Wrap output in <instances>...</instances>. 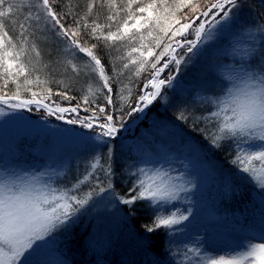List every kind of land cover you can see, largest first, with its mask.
<instances>
[{
  "label": "snow or ice",
  "instance_id": "6c2138e0",
  "mask_svg": "<svg viewBox=\"0 0 264 264\" xmlns=\"http://www.w3.org/2000/svg\"><path fill=\"white\" fill-rule=\"evenodd\" d=\"M53 2L54 0H27L23 5L25 22L19 23L21 31L17 39H14L6 24L17 22L15 16L19 11L18 6L13 0H0V105H6L12 113L19 109L31 112L35 105L57 120L90 130L91 134H82L81 139L93 146L94 154L75 183L63 189L53 186L48 173L18 171L14 167H8L7 161L0 165V264H34L33 257L49 248L55 241L54 233L74 220L93 196L105 192L115 196V142L125 130L126 121L137 113H144L157 99H165L162 91L165 86H172L175 74L179 73L180 65L184 63V57L188 53L197 56L201 54L205 44L218 41L222 36L232 35L237 28L238 14L243 6V0H214L204 10L198 11L199 5L193 0H127L123 9L126 12L125 18L115 31L105 33L103 28L110 29L111 24L101 25L95 19L91 22L89 20L93 9L98 3L103 7L104 0H89L84 15L76 13L72 16L75 27L66 26L64 20L68 13L61 15L53 7ZM108 4L109 7H117L115 0H108ZM185 8L195 15L184 13L177 16ZM182 19L184 23H181ZM107 20L114 21L115 16L108 15ZM196 20H200V23L193 29ZM254 27L255 31H238L236 38L230 41V47L225 50L229 62L217 68L222 94L200 100V103L207 104L208 114L196 115L187 109L178 108L176 119L185 123L191 120L194 127L198 123L212 125L211 130L205 128V139L215 148L223 147L225 142L233 143L237 151L232 163L258 187L264 189V24ZM189 29H193L194 39H187ZM49 34L57 41L59 59L56 62L64 65L66 76V80L57 81L64 85L65 90L56 92L55 95L73 99L67 92L71 89L72 80L81 74L94 73L98 74L103 84L96 87L95 91L89 88L81 102L87 105L90 96L107 89L105 99L109 105L112 104L113 89L109 84V76L105 74L98 56L84 46L82 37L84 40L95 39L97 44L92 45L93 48L101 40L105 42V47L109 46L107 42H124L128 48L126 55L117 57L124 62L119 69L115 65L112 69V79L117 82L118 77L130 65H136L135 74L139 75L149 66L151 59L156 57L150 63V67L155 69L153 78L145 85L146 89L150 85L153 90H145L138 96L135 105L129 103L127 110L120 108L121 114L118 117L99 105L95 109L84 108L85 112L91 111L92 114L81 117L78 112L81 102L71 108L62 107L55 101L43 103L45 99L50 100L53 93L48 87L51 82L49 76L46 74L42 78L39 74L37 64L40 62L41 52L37 42H47ZM180 36L185 39L175 41ZM146 39H153L155 48L144 43ZM172 41H175V46ZM161 44H164L163 51L157 54L155 49H159ZM177 48H184L185 52L177 56ZM30 52L35 54L36 63L25 60ZM82 53L87 56H81ZM169 53V62H174L175 65V74L159 79L161 71L168 64L165 63L163 68H157V64ZM81 61L84 63L81 64ZM47 67V64L43 65V68ZM9 82L14 85L11 94L6 91ZM41 85L44 95L29 87ZM22 92L30 95L22 98ZM97 112L101 115H97ZM66 113H75L76 118H67ZM6 114L9 113L0 108V115ZM243 145L255 150L245 149ZM133 167L134 170H131ZM144 172V168L130 166L127 175L135 179L126 195L116 198L124 205L146 202L144 206L152 209L155 216L151 225L146 226L149 233L162 228L171 230L174 225L188 221L192 216L191 208L187 209L186 215H178L176 211L169 215H160L159 212L165 205L179 200L181 193L192 191L195 184L186 180L183 173L172 176L168 171L159 170L156 178L146 182L140 178ZM85 184L89 191L83 196L77 195ZM173 256L183 257L177 264H264V242H250L240 251L213 257L207 256L197 242L186 247L183 253L174 252ZM53 264L66 262L55 260Z\"/></svg>",
  "mask_w": 264,
  "mask_h": 264
},
{
  "label": "trees",
  "instance_id": "16d2710c",
  "mask_svg": "<svg viewBox=\"0 0 264 264\" xmlns=\"http://www.w3.org/2000/svg\"><path fill=\"white\" fill-rule=\"evenodd\" d=\"M249 1V0H246ZM127 0H115V5L117 7H109L108 0H104L103 7L98 6L93 9L89 20L95 19L97 23L101 25L111 24V28H103V31L107 33L108 31H115L122 21L125 18L126 12L123 10L126 6ZM194 3L199 5L198 11L205 9L206 5L214 2V0H193ZM251 2V1H250ZM89 0H54L53 7L61 14L64 15L68 13L65 17L64 23L66 26L75 27L72 21V16L76 13L79 15H84L87 11V4ZM248 3V2H247ZM247 3L244 4L246 5ZM254 11V21L258 24H264V10L260 7H257L255 4ZM136 5L133 6L135 8ZM184 13H188L189 16H194L195 14L191 13L188 8L183 10V13H177V16H182ZM115 16L114 21H108L107 16ZM139 15V14H138ZM78 18V17H77ZM185 21L182 19L181 23ZM20 23V22H19ZM19 23H10L6 24L10 35L14 39H17L20 32ZM200 23V20H196L193 24V29ZM91 26V24H90ZM176 27H179L177 25ZM193 29H189L187 34V39H194L195 34ZM146 31V30H145ZM99 32V30H98ZM171 35V34H169ZM184 36L176 37L175 41L184 40ZM175 41H172L175 46ZM168 40L165 38V43ZM82 43L88 49L94 52L101 60L102 65L105 69V74L109 76V84L113 89L112 92V104L109 105L105 99V94L107 89H104L102 92H99L97 96L93 99H89V104H83L81 96L83 95L80 87L77 86L74 82H71L72 86L70 90H67L68 96L73 97V99H63L61 96L55 95L56 92L64 91V85L62 83L58 84L56 81H51L48 85L52 89L51 99H45L48 103L55 101L62 107H75L78 102H81L79 110L82 113L91 115V111L85 112L84 108L88 107L95 109L97 105L104 107L106 111L112 112L114 116H119L121 113L120 108L125 110L128 109L129 103L135 105L137 102L138 96L142 95L145 90V85L148 84L149 79L153 77L155 69L150 67V63L154 62L156 57H153L149 62V66H146L139 75L135 74L136 65H130L128 70L123 71V75L118 77V82L112 79L113 77V66L117 69L121 67V64L124 62L117 57H122L126 55L128 48L125 46L124 42H107L109 45L105 47V42L101 40L97 47L93 48L92 45L97 44L95 39L84 40L82 37ZM139 43V42H138ZM144 43L148 44L155 48L153 39H146ZM164 44H161L159 49H155L157 54L163 51ZM185 51V49L180 48V56ZM170 54V53H169ZM169 54L163 56L157 68H162L164 63L169 60ZM135 55V54H134ZM81 56L86 57V53H82ZM25 60H31L28 56L25 57ZM185 61V59H184ZM84 61H81L83 64ZM183 64V63H182ZM181 67V65H180ZM169 71L165 72V77L168 76ZM40 74V73H39ZM88 74V79L90 75ZM44 78L45 74H40ZM52 79V76L47 74ZM98 76V74H97ZM99 77V76H98ZM54 79V78H53ZM60 80L59 78H57ZM23 80V77H21ZM2 83V81H0ZM103 81H99L95 84L94 87L102 85ZM131 87V92L126 99V102L121 103L120 96L123 85ZM176 80L172 81L173 86H177ZM33 90L39 92L41 95H44L43 86H29ZM9 94L14 91V85L9 82L8 88L6 89ZM170 89H165L162 95L169 93ZM22 98H27L30 93L22 92ZM163 106V100L157 99L152 105L148 107L147 113L144 118L135 126L130 127L133 121L138 120L136 117H139L140 113H137L136 116L126 121L125 130L127 132L121 139L129 140L128 145L117 146L116 143V152L114 157V167L116 168V175L114 177L113 183L115 188V196L111 193L105 192L99 196H93L92 200L89 201V204L86 205L77 217V222L73 224L72 228L66 229L64 232L63 228L54 233L55 241L53 242L56 245V251L52 253V260H62L66 264H134L141 263L143 264H177L179 260L182 259V256H173V253H183L185 250L186 243L184 242V233L182 232L183 227L181 224L174 225L173 229H159L156 232L149 233L146 231V226L151 225L153 219L155 218L154 212L152 209L145 207L146 202H137L136 205H124L116 197L125 196L127 190L131 186V182L134 177H129L127 175L130 170V166L139 167L137 158L134 156L133 149H130L131 144H134L135 150L138 151L140 144L145 143L149 139V134H152L149 127L151 126L150 119L153 116H158L161 113V108ZM97 115H101L97 112ZM46 119L55 121L51 116H44ZM178 137L186 139L191 143H195L198 150L204 153L207 157L209 156L215 163L216 166L220 169V180L221 184H216L213 187V190L210 191L207 197V201L217 209L216 214L212 215L213 218H221L226 222L225 231L229 232L231 236H239L243 239H252L251 236L254 234V229L260 227V222L264 221V189H261L257 184L250 180L245 173H242L233 163L232 160L235 156L237 150L231 149L232 146L225 142L224 146L221 148L213 147L207 139L204 137V130L208 128L209 130L212 127H208L203 123H198L195 127L191 120L185 123L179 121L178 123ZM141 128L146 129L145 138L140 139L138 135L142 136L140 131ZM143 133V132H142ZM137 136V137H136ZM148 136V137H147ZM120 138V137H119ZM118 138V139H119ZM138 138V139H137ZM141 140L143 142L139 143ZM26 143H22L20 148H23ZM94 154V152H90ZM91 154V156H92ZM88 159V158H87ZM135 163V165H130ZM258 163V162H256ZM134 170V167L131 168ZM85 171L84 167L79 168L76 173L67 176L62 180L63 187H71L75 183L76 179ZM54 187H59L58 184H53ZM86 186V187H85ZM89 191L87 184L83 185L82 188L76 193L77 195L83 196ZM107 194V199L105 202L100 204V201L104 199V195ZM203 199V198H199ZM190 201V202H189ZM189 201L182 204L180 201H176L164 206V209L159 212L160 215H169L171 212L176 211L177 214L181 212L187 213L188 204L195 202L198 205V199H190ZM212 201V202H210ZM106 204L108 208L112 209V212H104L106 209ZM192 206V204H191ZM194 206V205H193ZM234 212L239 213L238 217H234ZM201 218V219H200ZM205 218H207L205 216ZM193 227H190L191 230L200 226V222H204L203 217L193 218L192 220ZM116 223L117 227H113L112 224ZM94 224H103L106 232L115 231L116 239L110 238L112 241H107L102 235L93 233L92 227ZM107 225H110L112 228H106ZM98 226V225H96ZM63 230V231H62ZM108 233V232H107ZM131 239H130V238ZM129 240V241H127ZM120 241L126 244H129L131 249L134 251L135 247L137 256H133L131 262L128 260V256L125 255L124 250H119ZM131 244L133 246H131ZM108 255L110 258H105V255ZM103 259L101 262L100 260ZM141 262H138V261ZM53 261V262H54Z\"/></svg>",
  "mask_w": 264,
  "mask_h": 264
},
{
  "label": "rangeland",
  "instance_id": "374dc122",
  "mask_svg": "<svg viewBox=\"0 0 264 264\" xmlns=\"http://www.w3.org/2000/svg\"><path fill=\"white\" fill-rule=\"evenodd\" d=\"M244 1L248 3L245 5ZM13 2L19 9L15 20L17 23H24L23 5L26 4L27 0H13ZM254 4L264 10V0H243V6L238 14L237 28L233 30V34L222 36L218 41L205 44L203 51L197 56H192L191 53H188L184 57L185 61L181 64L178 74H175L174 62H169L168 60L166 62L168 67L163 68L162 66L163 70L159 79L166 78L165 72L169 71L168 76L176 75L175 80L179 83L178 88L173 85L164 87L163 91L165 89H170V91L163 95L165 99H162L161 113L150 119L151 126L149 129L152 134H149L148 141L140 144L138 151L135 150L134 144L130 146L138 160L139 167L145 169L140 178L146 182L156 178L159 170L161 172L168 171L172 176L183 173L186 180L195 184V188L192 191L186 194L181 193V198L176 201L184 204L190 199H198V205H196V201L188 204V208L192 210V216L189 217L188 221L181 223L182 232L185 235L184 242L187 247L199 242L204 253L209 257L240 251L246 248L250 242H264V221L260 222L259 228L253 230L252 239L248 240L239 236H231L229 232L225 231L226 222H223L225 220L219 217H212V215L216 214L217 209L214 208V203L212 205L207 201V197L216 184H221L220 169L209 156L207 157L198 150L195 143L193 144L186 139L181 140L178 137L179 120L176 119L177 109H187L196 115L208 114L207 104L200 103V100L201 98L207 99L222 94V83L217 73V68L229 62V58L225 55V50L230 47V41L236 38V33L238 31H255L254 25H259L258 22L254 21ZM37 44L41 52L40 62L37 64L39 73L43 75L49 74L52 76L51 81L66 80L64 65L56 62L59 59L56 39L49 34L47 42L41 40ZM179 49H176V55L179 54ZM182 52L184 53L185 51ZM28 58L33 63H36L34 53L30 52ZM44 64H47L48 67L43 68ZM88 77V75L81 74L72 80L80 87L79 89L83 94L81 98L88 94L89 88L95 91L96 87L94 86L99 81L97 74L90 75V79ZM152 90L149 85L147 91ZM130 92L131 87L129 84L128 86L123 85L120 96L121 103L124 104L126 102ZM98 93L96 92L94 96H90V99L95 98ZM43 103L48 102L44 100ZM0 108H4L5 113H9L0 115V165L7 161L8 167H14L18 171L48 173L51 176L50 182L53 184L59 183V187L61 186L60 188L63 189L62 180L72 175V173H76L81 167L85 169L91 160L92 153L90 152H94L93 146L81 139L82 134L84 136L90 135V130L82 129L79 125H69L64 120H57L55 116H51L53 119L55 118L54 122L46 119L44 116H48L47 112L43 108H37L35 105L32 106L33 110L31 112L26 109H19L12 113V110L6 105H0ZM78 112L81 117L88 115L82 113L79 109ZM146 113H140L139 119L132 124L139 123ZM65 116L71 119L76 118L75 113H66ZM16 117H23V119H17ZM206 126L212 127V125ZM126 133L125 131L120 135L117 146L128 145L129 140L121 139ZM140 133L142 136L138 135V138H145L146 129L141 128ZM141 142L143 140L139 143ZM22 143H26V145L20 148ZM227 143L232 146L231 149L237 150L233 143ZM243 147L248 150H255L250 149L248 145H243ZM130 165H135V163H130ZM104 196L100 204L105 202L108 197L107 194ZM185 196L187 199H185ZM199 198L203 199L199 200ZM262 201H264V198H262ZM105 208L104 212H112V209L108 208L107 204ZM181 213L185 214L184 212ZM209 214L212 215L209 216ZM238 215L239 213L237 212L233 214L234 217H238ZM197 217H203L204 222H200L199 227L191 230L190 227H193L191 220ZM75 221L77 222V217L70 221L66 227H63L64 232L72 228ZM112 226L117 227L116 223L112 224ZM106 228L112 227L107 225ZM91 231L102 235L109 242L112 241L110 238L116 239L117 237L114 230L111 233L107 231V233L103 224H94ZM119 244V250H124L125 255L129 257L128 260L131 262V255L137 256L135 254L137 248L135 247L133 251L129 244L126 246L121 241ZM131 246L133 245L131 244ZM54 252H57L56 245L52 243L48 249L43 250L37 257H33L34 264H53L54 260L49 257ZM104 257L110 258L107 254ZM143 262H135L134 264H143Z\"/></svg>",
  "mask_w": 264,
  "mask_h": 264
},
{
  "label": "water",
  "instance_id": "95a60500",
  "mask_svg": "<svg viewBox=\"0 0 264 264\" xmlns=\"http://www.w3.org/2000/svg\"><path fill=\"white\" fill-rule=\"evenodd\" d=\"M148 108L145 109V113L147 112ZM138 124V123H137ZM137 124H131V127H135Z\"/></svg>",
  "mask_w": 264,
  "mask_h": 264
}]
</instances>
